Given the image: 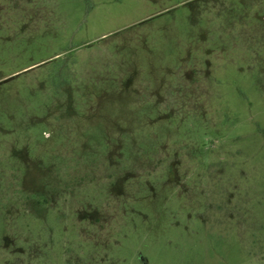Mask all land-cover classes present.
I'll list each match as a JSON object with an SVG mask.
<instances>
[{"label": "rangeland", "instance_id": "rangeland-1", "mask_svg": "<svg viewBox=\"0 0 264 264\" xmlns=\"http://www.w3.org/2000/svg\"><path fill=\"white\" fill-rule=\"evenodd\" d=\"M0 264H264V0H0Z\"/></svg>", "mask_w": 264, "mask_h": 264}]
</instances>
